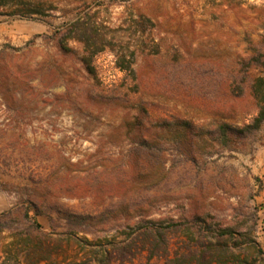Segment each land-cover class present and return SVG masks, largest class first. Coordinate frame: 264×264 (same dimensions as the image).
<instances>
[{"label": "rangeland", "instance_id": "rangeland-1", "mask_svg": "<svg viewBox=\"0 0 264 264\" xmlns=\"http://www.w3.org/2000/svg\"><path fill=\"white\" fill-rule=\"evenodd\" d=\"M260 58L264 0H0V264L32 203L54 263L196 216L264 250V128L217 132L252 119Z\"/></svg>", "mask_w": 264, "mask_h": 264}, {"label": "trees", "instance_id": "trees-1", "mask_svg": "<svg viewBox=\"0 0 264 264\" xmlns=\"http://www.w3.org/2000/svg\"><path fill=\"white\" fill-rule=\"evenodd\" d=\"M24 16L30 17L26 14ZM84 61L90 65L86 57ZM261 66L264 67L262 60ZM252 88L257 102L252 119L239 126L229 122L218 124V138H246L264 128V72L255 78ZM32 207L35 216H30L31 209L28 207L25 211V215L32 221L31 228L26 232L12 233L10 228L1 226V232L9 231L7 238L11 239L6 240L1 247V264H6L7 256L14 251L18 257L21 256L22 264H62L53 262L49 241L46 239L48 234L37 219L42 211L35 203H32ZM10 213H4L1 218ZM77 218L85 219L81 216ZM173 231L185 234L176 249L172 248L169 238V233ZM128 236L131 239L124 244L110 242L113 250L95 244L98 248L94 252V261L98 264H115L119 259L132 260L145 252L149 259L156 260V264H259L264 261L263 248L249 232L237 234L229 227H213L201 216H196L194 225L176 221L165 225L161 221L150 220L138 224Z\"/></svg>", "mask_w": 264, "mask_h": 264}]
</instances>
